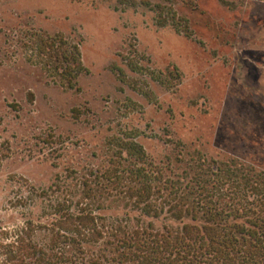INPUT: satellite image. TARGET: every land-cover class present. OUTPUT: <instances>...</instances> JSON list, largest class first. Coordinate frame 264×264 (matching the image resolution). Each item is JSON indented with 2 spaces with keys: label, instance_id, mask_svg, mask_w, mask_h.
<instances>
[{
  "label": "rangeland",
  "instance_id": "1",
  "mask_svg": "<svg viewBox=\"0 0 264 264\" xmlns=\"http://www.w3.org/2000/svg\"><path fill=\"white\" fill-rule=\"evenodd\" d=\"M163 4L177 17L159 26L116 0H0L1 214L110 158L124 133L158 160L174 149L264 168V0ZM55 34L80 43L74 87L35 48Z\"/></svg>",
  "mask_w": 264,
  "mask_h": 264
},
{
  "label": "trees",
  "instance_id": "2",
  "mask_svg": "<svg viewBox=\"0 0 264 264\" xmlns=\"http://www.w3.org/2000/svg\"><path fill=\"white\" fill-rule=\"evenodd\" d=\"M167 1L116 0L154 10L159 26L177 17ZM34 42L46 69L74 87L80 43ZM128 136L109 141L117 152L96 166L14 196V213H0V264H264V168L174 149L158 160Z\"/></svg>",
  "mask_w": 264,
  "mask_h": 264
}]
</instances>
